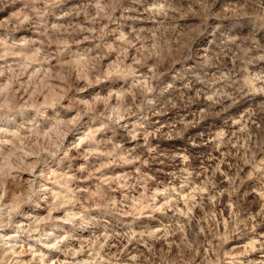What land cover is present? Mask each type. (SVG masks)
Instances as JSON below:
<instances>
[{
    "label": "clouds",
    "instance_id": "9594fccd",
    "mask_svg": "<svg viewBox=\"0 0 264 264\" xmlns=\"http://www.w3.org/2000/svg\"><path fill=\"white\" fill-rule=\"evenodd\" d=\"M0 264H264V0H0Z\"/></svg>",
    "mask_w": 264,
    "mask_h": 264
}]
</instances>
